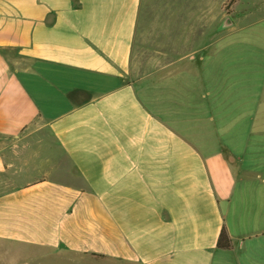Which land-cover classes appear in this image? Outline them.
<instances>
[{
    "label": "crops",
    "instance_id": "crops-1",
    "mask_svg": "<svg viewBox=\"0 0 264 264\" xmlns=\"http://www.w3.org/2000/svg\"><path fill=\"white\" fill-rule=\"evenodd\" d=\"M241 1L198 0L202 40L132 77L141 0H0V264H264V29L234 37Z\"/></svg>",
    "mask_w": 264,
    "mask_h": 264
},
{
    "label": "rangeland",
    "instance_id": "rangeland-1",
    "mask_svg": "<svg viewBox=\"0 0 264 264\" xmlns=\"http://www.w3.org/2000/svg\"><path fill=\"white\" fill-rule=\"evenodd\" d=\"M241 2L234 7V12L227 20L233 21L235 14L243 13L239 22L232 26L239 28L234 37L253 42L255 34L260 35V28L264 29V0ZM199 9H202V4L198 0H141L132 48V77L164 65L202 40L200 32L206 20L196 16ZM47 264L67 263L49 260ZM81 264L107 263L98 261Z\"/></svg>",
    "mask_w": 264,
    "mask_h": 264
},
{
    "label": "trees",
    "instance_id": "trees-1",
    "mask_svg": "<svg viewBox=\"0 0 264 264\" xmlns=\"http://www.w3.org/2000/svg\"><path fill=\"white\" fill-rule=\"evenodd\" d=\"M217 246L220 248H231V239L226 227L223 225L217 238Z\"/></svg>",
    "mask_w": 264,
    "mask_h": 264
},
{
    "label": "water",
    "instance_id": "water-1",
    "mask_svg": "<svg viewBox=\"0 0 264 264\" xmlns=\"http://www.w3.org/2000/svg\"><path fill=\"white\" fill-rule=\"evenodd\" d=\"M230 22V21H229ZM229 22H227V23H229Z\"/></svg>",
    "mask_w": 264,
    "mask_h": 264
}]
</instances>
